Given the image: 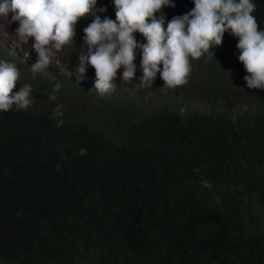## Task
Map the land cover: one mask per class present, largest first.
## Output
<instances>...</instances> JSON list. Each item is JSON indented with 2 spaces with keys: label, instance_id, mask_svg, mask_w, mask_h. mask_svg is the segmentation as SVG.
<instances>
[{
  "label": "trees",
  "instance_id": "obj_1",
  "mask_svg": "<svg viewBox=\"0 0 264 264\" xmlns=\"http://www.w3.org/2000/svg\"><path fill=\"white\" fill-rule=\"evenodd\" d=\"M255 3L264 29V0ZM175 5L164 9L168 20L195 6ZM104 6L98 14L116 19L112 0H98ZM93 19L81 18L79 38L40 72L34 38L20 55L28 65L0 44V58L21 72L13 92L33 85L27 110L0 113V264H264V111L199 108L212 95L252 97L237 95L249 74L238 38L226 33L192 59L185 85L166 88L158 74L135 90L117 79L114 93L100 95L96 77L80 83L87 78L65 64L79 62Z\"/></svg>",
  "mask_w": 264,
  "mask_h": 264
},
{
  "label": "clouds",
  "instance_id": "obj_2",
  "mask_svg": "<svg viewBox=\"0 0 264 264\" xmlns=\"http://www.w3.org/2000/svg\"><path fill=\"white\" fill-rule=\"evenodd\" d=\"M112 2L116 19L110 16L102 18L98 14L107 12L106 6L98 7V0H0V18L8 24L18 22L15 35L20 42L29 44L34 38L30 45L38 53V59L32 65V71L40 72L52 65L54 57L63 51L65 45L75 41L76 26L81 18L93 17L83 29L85 43L79 50L77 72L75 67L71 69L76 74L88 71L85 74L88 76H84L86 83L89 78L96 77L95 89L100 95L113 92L117 79L136 82L137 50L140 51L139 67L143 73L136 82L140 86L154 84L158 74L165 81L166 88L185 85L191 73V60L221 46L225 34L229 33L238 38V58L249 73L244 76V84L237 88V95L249 91L246 93L252 97L238 100L231 95H212L203 97L204 102L199 108L209 107L202 110L208 115L212 109L231 114L234 107L236 115L240 111L243 117L264 111V99H258L256 95L260 93L253 90L264 89V29H260L254 15L257 8L255 0H193L195 6L192 9L171 20L167 19L164 9L175 7V0ZM137 32L143 35L144 41L137 39ZM25 57L30 61L24 63ZM20 59L25 65L32 62L29 55ZM55 66L58 67L59 63ZM90 66H94L96 72L90 70ZM121 68L123 73L119 75ZM60 69L64 71L66 68ZM20 77L16 63L0 58V113L13 107L27 110L33 104L31 83H25L13 92ZM61 87L60 83L55 85L51 99H56L55 93ZM60 107L57 115H62ZM63 123L61 119L57 126ZM80 152L85 154L86 149L82 148Z\"/></svg>",
  "mask_w": 264,
  "mask_h": 264
},
{
  "label": "rangeland",
  "instance_id": "obj_3",
  "mask_svg": "<svg viewBox=\"0 0 264 264\" xmlns=\"http://www.w3.org/2000/svg\"><path fill=\"white\" fill-rule=\"evenodd\" d=\"M78 38H79V34L77 33V35L74 37V40H76ZM0 44H1V47H2V49L4 51L6 50L4 47L10 48L11 51H13V52L16 53V56H19L21 54V52L24 51V46H25L24 43L20 42L18 40L17 36L15 35V27L13 26V24L12 23L11 24H8L7 21L4 20L3 18H0ZM33 50H35V49H33ZM61 52H63V51H61ZM66 53L68 54L67 51H66ZM36 54H38V53L36 52ZM36 54H35L36 59H38V55H36ZM65 58L68 59V61H67L68 63L66 64L68 66L67 68H73V67H75L76 68V72H77V65H78V61H76L77 56L75 55L74 58H71V57L68 58V57L65 56ZM71 60H73V61H71ZM28 61H30V60L29 59L26 60V57H25L24 63L25 62H28ZM140 62H141V58L135 60V63L138 66L137 73H136V77L137 76L140 77L142 75V73H141L142 72V69L139 67ZM60 72H62L64 74H67V75H70V73H68V72L65 73L63 71V69H60ZM122 73H123V68H121L120 70H118V74L119 75H122ZM85 74H83V73H77L78 76H88V75H85ZM89 74H93V73H90L89 72ZM75 80H78V82H80V83L87 82L86 80L82 79L81 77H76ZM200 83L201 84H204L202 79L200 80ZM128 84H130L129 86H131L132 90H135L136 87H142L138 83H135V82H131V83L128 82ZM112 93L113 92H110L109 94H112ZM213 98H216V97L213 96ZM221 99H224V97L221 96Z\"/></svg>",
  "mask_w": 264,
  "mask_h": 264
}]
</instances>
